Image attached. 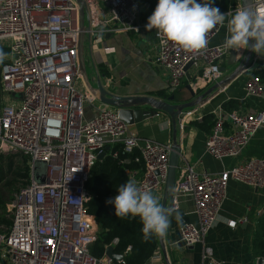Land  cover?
I'll list each match as a JSON object with an SVG mask.
<instances>
[{"label": "built area", "instance_id": "built-area-1", "mask_svg": "<svg viewBox=\"0 0 264 264\" xmlns=\"http://www.w3.org/2000/svg\"><path fill=\"white\" fill-rule=\"evenodd\" d=\"M83 1L89 41L113 32L115 27L122 33L141 29L140 0ZM261 2L256 0V4ZM237 7H241L240 0L223 13ZM78 21L76 0H0V50L9 49L0 61V155L20 153L28 156L31 164L29 184L14 194L9 205L12 226L0 237L1 264H114L91 253L97 223L87 212L90 195L86 184L97 162L118 159V147L128 155L139 153L133 161L142 164V169L127 171L129 180L153 194H163L165 189L171 143L131 137L118 110L105 105L87 120L86 106L95 105L97 100L78 87ZM224 28L227 19L224 26L208 33L205 48L195 52L171 43L162 45L154 29L158 49L154 64L168 72L169 92L187 81L199 96L219 83L231 52L223 43H215ZM237 53L240 62L244 51ZM262 61L264 56L254 53L252 63L243 71ZM225 90L221 87L199 106L184 110L177 124L183 132L190 123L202 122L205 114L212 115L215 125L206 152L222 162L240 157L264 128V109L228 112L221 104L210 111L208 106ZM249 98H264V84L257 75L245 82V99ZM102 153L104 159L99 160ZM37 163L46 165L42 182L43 173L35 171ZM231 181L264 193V158L245 159L219 173L197 172L181 158L172 211L179 210L177 195H188L198 218L197 224L185 223L181 229L185 246L204 244L217 225ZM237 223L247 224V219L228 226L236 228ZM198 264L225 263L206 249Z\"/></svg>", "mask_w": 264, "mask_h": 264}, {"label": "crops", "instance_id": "crops-1", "mask_svg": "<svg viewBox=\"0 0 264 264\" xmlns=\"http://www.w3.org/2000/svg\"><path fill=\"white\" fill-rule=\"evenodd\" d=\"M140 1L141 14L139 24L141 29L125 33L126 35H118L120 32H115L110 37H107L108 34H106L101 38L89 41L93 42L91 47H89L91 48L90 56L94 63L98 66L105 65L110 72L109 78L104 76L101 78L103 85L108 90L113 88L112 92L121 96L155 97L153 93L169 88L168 72L154 64L158 51L154 29L149 32L145 27L148 17L155 10L158 0ZM220 11H222L221 8ZM227 34V28L223 29L215 43H223ZM0 52L4 54L3 50H0ZM230 54L231 52L223 64L222 68L225 69V72H222L220 81L232 75L237 67L228 65ZM260 63L264 64L263 61ZM226 65L231 68L230 72L226 70ZM262 69H250L248 71H245V69L242 71L235 80L225 86V92L212 102L208 109L211 111L215 106L223 105L229 101H245V107H240L239 110L247 113H257L263 110L264 98L245 99L246 80L251 75H254L256 71ZM192 74L190 73V76ZM88 76L89 79H94L96 82L99 79L98 69L96 68V74L91 72ZM78 87L81 92L89 94L85 81L79 80ZM101 107H104V105L99 101L95 105L87 104V120L93 119ZM202 123L203 121L193 122L187 126L185 131H178L182 157L187 160L188 164L194 166L197 172L219 173L223 169L237 165L245 159L264 158V128L258 132L243 150V157L226 159L222 162L206 152V142L214 127L209 132L207 127L201 125ZM129 135L131 137L153 139L158 142L172 144L173 129L171 119L162 113L159 117H153L142 123L129 126ZM154 195L162 205L163 194ZM177 199L179 210L175 216L169 217L170 226L167 235L163 237L164 247L162 249L159 245V249L148 264H198L206 249L211 250L214 257L225 264L258 263L260 258L255 255L254 248L252 249L250 235L255 230L259 220L264 217V193L262 191L231 181L217 225L207 235L204 244L191 247H187L181 242V229L185 223L197 224L198 218L195 214V204L188 195L178 194ZM242 218L247 219V224L240 225L237 228L228 226V223L238 222ZM105 257L107 258L106 255Z\"/></svg>", "mask_w": 264, "mask_h": 264}, {"label": "trees", "instance_id": "trees-1", "mask_svg": "<svg viewBox=\"0 0 264 264\" xmlns=\"http://www.w3.org/2000/svg\"><path fill=\"white\" fill-rule=\"evenodd\" d=\"M213 6L220 9V1L214 0ZM103 69V66H100ZM108 76V73H106ZM254 75L259 76L264 84V68L256 71ZM188 82L184 81L182 86L169 92L168 89L153 93L158 99L167 100L171 103H185L192 101V95L187 90ZM245 101H229L223 104L225 111L232 112L244 107ZM214 117L210 114L204 117L201 125L207 127L211 132L214 127ZM117 160L110 158L97 162L91 170L90 178L86 184L89 193L87 212L99 226V233L95 243L92 245V255L101 260L105 257L109 247H114L116 254L124 256L125 264H148L159 249V238L152 236L145 240L141 229L143 227L139 217L119 218L115 215L113 205L106 203L114 198L117 188L129 181L127 171L142 169V164L133 161L135 155H128L118 147ZM31 164L28 156L20 153H9L0 155V234L7 235L12 226V214L9 205L14 194L27 186L30 182ZM259 230L255 233L254 252L257 257L264 256V217L259 220ZM257 228V229H258ZM118 244H114L115 241ZM128 249H130L128 251ZM1 264V259H0Z\"/></svg>", "mask_w": 264, "mask_h": 264}, {"label": "clouds", "instance_id": "clouds-1", "mask_svg": "<svg viewBox=\"0 0 264 264\" xmlns=\"http://www.w3.org/2000/svg\"><path fill=\"white\" fill-rule=\"evenodd\" d=\"M214 0H158L148 17L146 30L155 29L161 44L195 52L205 48L208 33L224 26L227 35L223 47L231 51L251 50L264 56V0H250L235 11L222 13L213 6ZM4 54L0 52V61ZM117 195L106 203L113 205L119 218L139 217L145 240L152 236L163 238L170 226V209L164 208L149 190L129 180L117 188Z\"/></svg>", "mask_w": 264, "mask_h": 264}, {"label": "water", "instance_id": "water-1", "mask_svg": "<svg viewBox=\"0 0 264 264\" xmlns=\"http://www.w3.org/2000/svg\"><path fill=\"white\" fill-rule=\"evenodd\" d=\"M79 7V65L80 72L85 81L87 91L100 103L105 106L112 107L118 110L119 118L125 122L127 125L132 126L135 124L142 123L145 120L155 117L158 113H164L170 117L173 129V142L171 147L170 161H169V172L168 178L165 185L162 198V206L164 208L170 209V216H175L176 212L172 211V201L175 197V188L178 178V171L180 167V162L182 158V147L178 141V119L180 114L190 108L199 106L206 101V98L211 96L221 87H225L231 81L235 80L243 69L249 66L253 61L254 53L251 50H243L244 57L239 62V54L236 51H231L228 65L234 67L237 66L234 73L229 77H226L223 81L211 87L207 92L202 95L197 96L196 93L190 86H187V90L191 93L193 100L185 103H171L167 100H161L152 96H121L116 95L112 91L108 90L102 83L100 79L96 82L93 79H89L86 71V61H85V37L88 27H86V21H88V16L86 14V4L83 0H76ZM241 6L250 3V0H240ZM116 27L113 32L108 33L107 37H110L116 32ZM238 64V65H237ZM191 64L186 68L188 70ZM264 68V64L260 62H253L251 70H258ZM225 72V69H221ZM104 153L98 156L99 160L104 159ZM46 165L43 163H37L35 166L36 172H42L43 176L39 179L40 182L44 181ZM159 238V245L163 249V238ZM107 258L113 263H119L124 260L123 255L116 254L114 247H109L106 251ZM257 264H264V258H260Z\"/></svg>", "mask_w": 264, "mask_h": 264}, {"label": "rangeland", "instance_id": "rangeland-1", "mask_svg": "<svg viewBox=\"0 0 264 264\" xmlns=\"http://www.w3.org/2000/svg\"><path fill=\"white\" fill-rule=\"evenodd\" d=\"M220 1V8H221V12L223 13V12H225V11H227V10H229V9H232V8H234L237 4H238V2H239V0H235V1H233V0H219ZM232 4H234V6H232ZM86 27H88V21H86ZM225 29V28H224ZM118 35H126L125 33H122V32H120ZM93 43V42H92ZM91 42H89V38L88 37H86V39H85V42H84V46H85V61H86V71H87V75L89 74V73H91L92 72V74H96V68L98 69V72H99V79L101 80V78H102V76H104V77H107V78H109L110 76V72L106 69V66L105 65H97L96 63H94L93 61V59L91 58V56H90V54H91V48H89V47H91V44H92ZM102 44H103V42H101ZM97 45V44H96ZM3 52H4V54L5 55H8L9 54V49L8 48H5L4 50H3ZM97 66V67H96ZM100 66H105L103 69H101L100 68ZM225 68H226V70H228L229 72L231 71V68L228 66V65H226L225 66ZM106 73H108V76L106 75ZM84 81V79H83V77H82V75H81V79H80V81ZM113 89V88H112ZM112 89L110 90V91H112ZM244 107H245V105H244ZM245 153V152H244ZM243 153H242V157H243ZM9 212L12 214V212L10 211V209H9ZM237 225H238V223H237ZM238 226H240V225H238ZM237 226V227H238ZM236 227V228H237ZM258 228V224H256V228H255V230H253V232H252V234L250 235V240H251V246H252V249H253V245H254V239H255V233H256V231L257 230H259V228ZM1 230V229H0ZM95 232L97 233V235H98V233H99V226H98V224L96 225V227H95ZM6 233H4V234H0V237H4V236H6L5 235ZM259 258H264V256L263 257H259Z\"/></svg>", "mask_w": 264, "mask_h": 264}]
</instances>
